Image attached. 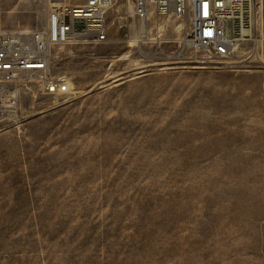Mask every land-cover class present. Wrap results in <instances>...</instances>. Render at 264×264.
Returning <instances> with one entry per match:
<instances>
[{"label": "rangeland", "instance_id": "rangeland-1", "mask_svg": "<svg viewBox=\"0 0 264 264\" xmlns=\"http://www.w3.org/2000/svg\"><path fill=\"white\" fill-rule=\"evenodd\" d=\"M131 3L110 42L51 50L69 92L9 108L0 81V264H264V0L222 59L188 15L152 8L142 38ZM45 14L0 0V30Z\"/></svg>", "mask_w": 264, "mask_h": 264}, {"label": "built area", "instance_id": "built-area-1", "mask_svg": "<svg viewBox=\"0 0 264 264\" xmlns=\"http://www.w3.org/2000/svg\"><path fill=\"white\" fill-rule=\"evenodd\" d=\"M115 1L46 0L40 25L0 30V81L13 84L8 107L18 104L19 89L30 83L44 95L69 92L67 80L52 73L51 50L58 45L110 42L108 11ZM131 4L133 16L142 20L152 8L159 14L188 15L185 41L216 59L228 57L239 40L252 38L259 16L257 0H132Z\"/></svg>", "mask_w": 264, "mask_h": 264}, {"label": "bare ground", "instance_id": "bare-ground-1", "mask_svg": "<svg viewBox=\"0 0 264 264\" xmlns=\"http://www.w3.org/2000/svg\"><path fill=\"white\" fill-rule=\"evenodd\" d=\"M134 8V6L133 5H131V10ZM132 16V15H131ZM133 18H135L134 16H133ZM132 19V18H131ZM147 20H148V18H146L145 20H142V19H138V18H135V19H133V21L134 22H141V25H140V27H139V33H140V36L142 37V38H145L146 37V33H145V30H146V22H147ZM139 36V37H140ZM137 37V36H136ZM148 38V37H147ZM134 39V38H133ZM137 39V38H136ZM146 39V38H145ZM142 39H140V41H141ZM144 40V39H143ZM139 43V42H138Z\"/></svg>", "mask_w": 264, "mask_h": 264}]
</instances>
